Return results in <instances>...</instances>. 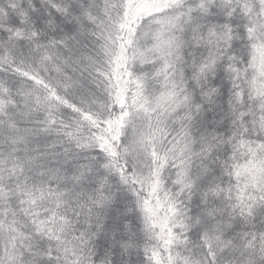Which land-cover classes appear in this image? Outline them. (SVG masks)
Listing matches in <instances>:
<instances>
[{
	"label": "snow or ice",
	"instance_id": "6c2138e0",
	"mask_svg": "<svg viewBox=\"0 0 264 264\" xmlns=\"http://www.w3.org/2000/svg\"><path fill=\"white\" fill-rule=\"evenodd\" d=\"M0 264H264V0H0Z\"/></svg>",
	"mask_w": 264,
	"mask_h": 264
}]
</instances>
